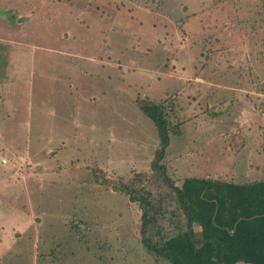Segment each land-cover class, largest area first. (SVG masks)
<instances>
[{
  "label": "rangeland",
  "instance_id": "obj_1",
  "mask_svg": "<svg viewBox=\"0 0 264 264\" xmlns=\"http://www.w3.org/2000/svg\"><path fill=\"white\" fill-rule=\"evenodd\" d=\"M146 98L177 185L264 180V0H0V264H154L119 188L160 144Z\"/></svg>",
  "mask_w": 264,
  "mask_h": 264
},
{
  "label": "trees",
  "instance_id": "obj_2",
  "mask_svg": "<svg viewBox=\"0 0 264 264\" xmlns=\"http://www.w3.org/2000/svg\"><path fill=\"white\" fill-rule=\"evenodd\" d=\"M137 105L160 144L150 171L119 188L142 210V244L154 264H264V180L188 177L177 185L164 163L172 137L182 134L181 123L171 120L173 101L146 98Z\"/></svg>",
  "mask_w": 264,
  "mask_h": 264
},
{
  "label": "crops",
  "instance_id": "obj_3",
  "mask_svg": "<svg viewBox=\"0 0 264 264\" xmlns=\"http://www.w3.org/2000/svg\"><path fill=\"white\" fill-rule=\"evenodd\" d=\"M35 264H36V261H35ZM240 264H242V263H240Z\"/></svg>",
  "mask_w": 264,
  "mask_h": 264
}]
</instances>
